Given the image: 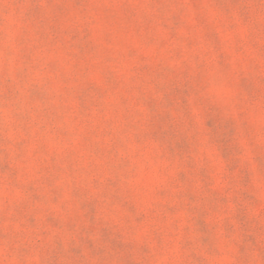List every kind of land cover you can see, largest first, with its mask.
Wrapping results in <instances>:
<instances>
[{
  "label": "rangeland",
  "instance_id": "374dc122",
  "mask_svg": "<svg viewBox=\"0 0 264 264\" xmlns=\"http://www.w3.org/2000/svg\"><path fill=\"white\" fill-rule=\"evenodd\" d=\"M0 264H264V0H0Z\"/></svg>",
  "mask_w": 264,
  "mask_h": 264
}]
</instances>
